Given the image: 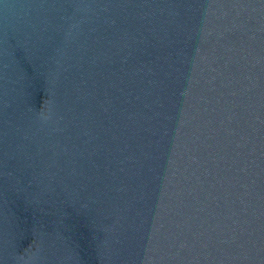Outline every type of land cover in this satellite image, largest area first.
<instances>
[{
  "label": "water",
  "instance_id": "95a60500",
  "mask_svg": "<svg viewBox=\"0 0 264 264\" xmlns=\"http://www.w3.org/2000/svg\"><path fill=\"white\" fill-rule=\"evenodd\" d=\"M0 264H264V0H0Z\"/></svg>",
  "mask_w": 264,
  "mask_h": 264
}]
</instances>
